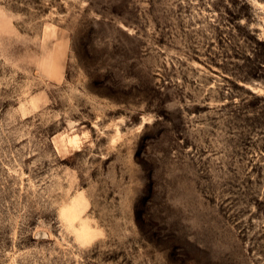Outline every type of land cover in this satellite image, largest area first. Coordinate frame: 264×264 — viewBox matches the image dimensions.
<instances>
[{
	"label": "rangeland",
	"instance_id": "obj_1",
	"mask_svg": "<svg viewBox=\"0 0 264 264\" xmlns=\"http://www.w3.org/2000/svg\"><path fill=\"white\" fill-rule=\"evenodd\" d=\"M0 264H264V0H0Z\"/></svg>",
	"mask_w": 264,
	"mask_h": 264
},
{
	"label": "bare ground",
	"instance_id": "obj_2",
	"mask_svg": "<svg viewBox=\"0 0 264 264\" xmlns=\"http://www.w3.org/2000/svg\"><path fill=\"white\" fill-rule=\"evenodd\" d=\"M76 204H77V200H76ZM67 211H69V220L70 221H73L75 219H78L79 218V210H77V207L76 206H71ZM89 237V232L87 231V229L84 227V223H81V226H80V233L78 235V238H81V239H86Z\"/></svg>",
	"mask_w": 264,
	"mask_h": 264
}]
</instances>
